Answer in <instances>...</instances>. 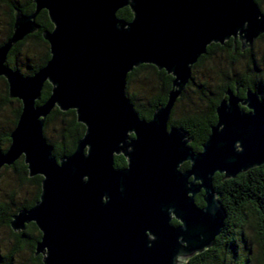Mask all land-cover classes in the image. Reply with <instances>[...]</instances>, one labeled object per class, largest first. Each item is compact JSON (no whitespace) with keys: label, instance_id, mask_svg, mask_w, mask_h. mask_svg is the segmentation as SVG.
I'll use <instances>...</instances> for the list:
<instances>
[{"label":"water","instance_id":"obj_1","mask_svg":"<svg viewBox=\"0 0 264 264\" xmlns=\"http://www.w3.org/2000/svg\"><path fill=\"white\" fill-rule=\"evenodd\" d=\"M32 2L30 15L15 11L12 34L0 46V78L8 98L21 103L10 144L0 149V169L22 158L27 176L42 178L38 201L11 217L10 230L36 226L41 236L33 255L42 264H185L211 248L226 218L213 178L234 179L264 165V105L246 91L245 113L227 90L197 153L187 133L167 124L208 46L235 37L251 46L264 33L254 1ZM124 8L129 22L116 17ZM41 11L53 26L41 34L50 59L24 76L5 62L13 46L38 30ZM141 65L172 77L165 105L149 121L140 120L125 95L127 75ZM45 83L50 95L35 105ZM55 108L74 111L85 128L73 153L59 160L43 137ZM115 156L125 168L116 169ZM200 193L202 208L195 203Z\"/></svg>","mask_w":264,"mask_h":264},{"label":"trees","instance_id":"obj_2","mask_svg":"<svg viewBox=\"0 0 264 264\" xmlns=\"http://www.w3.org/2000/svg\"><path fill=\"white\" fill-rule=\"evenodd\" d=\"M32 1L0 0V14L5 28L0 46L12 34L15 11L18 10L23 15H30L35 8ZM116 17L129 22L132 14L128 8H124L116 13ZM36 24L38 30L13 46L5 62L7 68L19 71L24 76L33 75L50 59L48 44L41 36L43 31H51L53 28L45 11L39 13ZM210 47L214 50L211 52L212 56L217 54L216 51L218 53H230L229 49L218 44H211ZM232 63L233 61L230 60L229 64L233 65ZM239 66L242 67L241 72H237L236 69L234 72L231 70L221 71L216 62L209 61L205 77L213 78L216 76L214 79L217 81L216 84L219 83L218 77L223 81L225 79L223 84L213 86L204 79L200 92H204L205 95L212 92L213 95L210 99L199 94L195 95L190 102L188 92L185 90L176 100L170 114L169 124L187 133L190 139L189 147L194 152L201 150L202 144L210 133V128L215 125L213 110L218 104L222 92L228 87L233 88L235 83L248 87L246 80H259L260 75L255 72L253 66H251L250 73L246 71L244 65ZM230 72L236 75L232 74L227 79L226 76ZM171 80V76L150 65H141L127 75L125 95L140 120L149 121L152 113L165 105L167 94L171 88ZM0 83L3 87L0 112L8 104H15L9 121V129L3 135V139L0 140V147L6 151L10 144L9 133L16 125L21 103L16 99L8 98L7 84L2 78H0ZM258 89V85L253 88L254 91ZM50 92L51 86L45 83L35 105L43 104ZM84 130V126L76 121L74 111L60 112L55 108L45 119L43 137L53 148L52 156L59 160L73 153L76 143L84 134ZM124 165L121 157L114 158L116 168ZM188 167V164H184L182 169L185 170ZM2 169L12 171L15 177L13 189H31L26 199L20 203L13 200L16 191H12L7 199L0 200V228L7 231L5 240L7 250L0 253V264H16L17 257L23 252L29 255L31 264H42L41 257L33 255L35 244L41 236L36 226L30 223L19 233H14L9 228L13 215L21 209L31 208L38 201L42 178L38 176L29 178L22 158L12 166ZM213 189L226 216L223 228L211 248L191 257L185 264H264V165L250 169L229 180H224L222 175L216 174L213 178ZM195 203L199 208L204 206L201 196L195 197ZM172 224L178 225L175 220L172 221ZM249 229L254 230L251 238L245 235V231Z\"/></svg>","mask_w":264,"mask_h":264},{"label":"flooded vegetation","instance_id":"obj_3","mask_svg":"<svg viewBox=\"0 0 264 264\" xmlns=\"http://www.w3.org/2000/svg\"><path fill=\"white\" fill-rule=\"evenodd\" d=\"M253 1L256 4V6L258 7L261 14L264 15V0H253ZM220 46L226 47L227 49H229L230 53L225 54L224 52L218 53V51H216L217 54H215V56H212L211 52H214V50L211 49L210 46H209L210 48H206V54L202 55L197 60V62L191 67V79L186 84V86L184 87L182 94L186 90V92H188L187 94L189 95L190 102L195 97V95L197 96L199 94L201 96H204L205 98L210 99L211 96L213 95L212 92H210L206 95L204 92H200L202 90V87L204 84L203 83L204 79L206 81H209L210 85H213V86H218L219 84H223L225 79L223 81V80H220V78L218 77L217 79H219L218 80L219 83L216 84L217 81L214 80L216 76H214L213 78L205 77L206 68H207L209 61L216 62L219 65V68H220L219 70H221V71L231 70L232 72H234V70L237 69L236 68L237 66L244 65L243 67L246 68V71L248 73H250L251 66H253L255 72L260 75L259 80H257V81H254V79L253 80L251 79L249 81L246 80V85L249 88L245 87L241 84H238V83H235L233 88H230V87L226 88L225 91L222 92V95H221V98H220L218 104L222 100H226L225 93L227 90H230L233 93V95L240 101L238 104L239 109L245 113L249 112V110L245 107V105L242 104L244 99H245L246 91L255 92L259 98V101L264 105V33L261 34L251 44V46H248L247 44L242 43L238 37L230 38L229 40L224 42L223 45H220ZM230 60L233 61V63H232L233 65L229 64ZM232 72H230V74H228L226 76L227 79L229 76H232V74L236 75L235 73H232ZM257 85H258L259 89L257 91H254L253 88ZM170 90H171V88H170ZM211 90H212V88H211ZM218 104L214 107V110H213L214 115H215V120H217L215 109L218 106ZM169 120H170V116H169L168 124H167L168 130L170 128H178V127L170 126ZM215 124H216V122H215ZM5 134L6 133H3L2 135L0 134V140L3 139V135H5ZM130 138H132V136H130ZM0 149H1V151H3L2 147H0ZM195 153H197V152H195ZM115 157H121L122 160L124 161V164H125L124 166L116 168V169L125 168L126 167V161L123 159V157L122 156H115ZM185 164H187V163H185ZM183 165L181 166V171L187 170V169H185V170L182 169ZM197 196H202V193L198 194ZM173 226H178V225H173Z\"/></svg>","mask_w":264,"mask_h":264},{"label":"rangeland","instance_id":"obj_4","mask_svg":"<svg viewBox=\"0 0 264 264\" xmlns=\"http://www.w3.org/2000/svg\"><path fill=\"white\" fill-rule=\"evenodd\" d=\"M4 29L5 28L3 27V18L1 17V14H0V40H2L4 36ZM236 68H237L236 69L237 72L242 71L241 66H237ZM2 91H3V87H2V84L0 83V98L2 96ZM14 107H15V104H8L7 107L3 108V110H1L0 112V134L1 135L3 133H6V131L9 129V126H10L9 121L11 119V113ZM2 168L0 169V200L7 199L11 195L12 191H16V195L14 196L13 200L16 203L22 202L24 199H26L27 194L29 193L31 188L28 190L13 189L14 184H15V177L12 171L10 170L4 171ZM253 232H254L253 229L252 230L249 229L245 231V235L251 238L253 237ZM6 236H7V231L0 228V253H3L4 251L7 250V245L5 241ZM16 264H31L29 262V255L26 252H23V254L17 257Z\"/></svg>","mask_w":264,"mask_h":264}]
</instances>
